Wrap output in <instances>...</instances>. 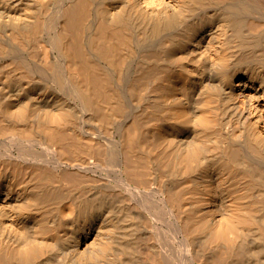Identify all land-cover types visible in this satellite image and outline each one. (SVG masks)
<instances>
[{"label": "bare ground", "instance_id": "6f19581e", "mask_svg": "<svg viewBox=\"0 0 264 264\" xmlns=\"http://www.w3.org/2000/svg\"><path fill=\"white\" fill-rule=\"evenodd\" d=\"M0 264H264V0H0Z\"/></svg>", "mask_w": 264, "mask_h": 264}]
</instances>
